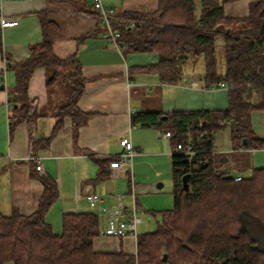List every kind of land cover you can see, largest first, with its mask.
I'll return each instance as SVG.
<instances>
[{"label":"trees","instance_id":"trees-1","mask_svg":"<svg viewBox=\"0 0 264 264\" xmlns=\"http://www.w3.org/2000/svg\"><path fill=\"white\" fill-rule=\"evenodd\" d=\"M44 1L77 4L79 0ZM229 1L233 0H201L199 18L194 0H158L152 14L125 11L108 16L123 54L158 55V63L146 69L157 73L162 82L176 84L185 63L202 58L206 88L223 84L228 89V107L222 111H146L132 116L133 126L168 130L173 149L180 143L197 150L192 163L172 154V208L160 212L155 231L136 235V254L95 252L92 243L99 235V220L93 213H65L61 232L53 233L45 215L58 197L57 184L48 175L35 174L43 187L35 211L29 216L16 210L0 213V264H264V168L235 181L212 152L213 133L224 127L229 129L234 149L264 148V140L255 137L250 126V114L264 111V35L259 32L264 4L251 5L246 18L234 20L222 12V5ZM95 16L99 19L98 13ZM38 19L41 42L29 48L26 60L8 66L14 74L8 91L10 126L37 117L29 114L27 102L35 69L43 68L47 88L59 84L65 98L54 111L50 135L33 144L32 155L48 146L64 118H70L74 137L90 118L77 106L85 85L79 62L74 55L66 59L54 55L59 28L45 13ZM218 39L223 47L222 75L217 72ZM99 175L108 176L103 167ZM184 175L188 191L182 188Z\"/></svg>","mask_w":264,"mask_h":264},{"label":"crops","instance_id":"crops-1","mask_svg":"<svg viewBox=\"0 0 264 264\" xmlns=\"http://www.w3.org/2000/svg\"><path fill=\"white\" fill-rule=\"evenodd\" d=\"M99 1L112 16L125 11L152 14L158 4V0ZM93 2L48 4L44 0H0V17L17 21L15 26L0 27V213L9 215L16 210L20 215H31L43 190L34 176L48 175L57 184L58 197L46 213L45 221L55 234L61 232L63 214H94L85 199L88 192L100 194L101 205L108 209H116L120 201L126 211L134 200L140 214L145 212L146 197H157L156 190L165 185L159 188L158 182L165 181L167 174L170 176L167 183L172 188L170 140L160 137L164 129L133 126V115L146 111L163 114L222 111L228 107L226 85L206 88L204 63L197 66V60L187 61L179 81L169 84L146 69L158 63L157 54H123L121 49L112 46L104 36L105 26L95 16L98 12ZM257 3L264 4V0L229 1L222 5V12L227 18L243 20L250 6ZM194 4L195 17L199 18L201 0H194ZM82 7L85 9L81 10ZM42 13L60 31V38L53 46L54 55L59 59L74 55L81 66L85 85L77 106L90 118L78 129L76 137L70 118H64L48 146L37 149L32 155L33 144L50 135L55 124L54 111L65 95L59 84L48 89L45 70L35 69L27 87V102L36 101L32 111L29 106V114L37 117L32 122L24 120L11 127L8 91L12 88L14 74L8 66L26 60L29 48L41 42L38 16ZM216 44L223 48L220 39ZM221 53L220 57L218 50L216 52L219 75L224 73L223 51ZM250 126L254 136L264 140V111L250 114ZM220 129L213 133V149L214 160L222 170L230 174L232 169V176L238 177L243 171L250 174L254 169L264 168V148L234 149L228 128L229 149L220 147L216 145ZM124 137L129 138L135 155L126 169L110 177L109 163L122 150L120 140ZM38 164L40 170H34L33 166ZM101 167L107 177H100ZM105 222L106 218L102 217L100 224ZM92 247L98 253L135 255L136 237L98 235Z\"/></svg>","mask_w":264,"mask_h":264},{"label":"built area","instance_id":"built-area-1","mask_svg":"<svg viewBox=\"0 0 264 264\" xmlns=\"http://www.w3.org/2000/svg\"><path fill=\"white\" fill-rule=\"evenodd\" d=\"M93 7L97 10L99 14V21L105 26L106 33L105 37L108 42L117 49H120V45L117 43L119 38V34L115 32L111 24L109 22V12L103 8L99 0H94ZM17 25L16 20H8L4 17H0V27L7 28ZM4 80V76H3ZM2 83V79L0 80ZM221 86H224L221 84ZM31 111L36 106V101H31L29 103ZM219 125L228 124L225 122H218ZM161 138L170 140V132L168 130L161 131ZM120 146L122 150L116 156L112 162L109 163V176L115 177L117 173L121 170L126 169L132 161V158L135 155L133 146L129 140V138H122L120 140ZM214 152V149L212 150ZM172 154H179L185 156L188 163H192L195 161L197 156V150L193 148L191 144L183 145L177 144L175 148L172 150ZM36 170H40L39 164L36 166ZM241 179L240 176L234 177L235 181H239ZM120 200V197H117ZM85 199L89 205V208L94 212V214L98 217L99 220V235L103 236H112V237H124L127 235H131L134 238L136 237L137 225L141 223V218L139 217V208L137 207L135 201L133 200L131 205L126 209L123 204L119 201V205L116 209H108L101 205V195L88 192L85 195ZM102 217L106 218L105 224H100V219Z\"/></svg>","mask_w":264,"mask_h":264},{"label":"rangeland","instance_id":"rangeland-1","mask_svg":"<svg viewBox=\"0 0 264 264\" xmlns=\"http://www.w3.org/2000/svg\"><path fill=\"white\" fill-rule=\"evenodd\" d=\"M219 45L216 44V52L218 50V53L221 57L222 55V48L218 47ZM197 66L198 63L199 64H203V59L202 58H198L197 59ZM219 66V64H218ZM55 88V87H53ZM60 90H62L61 88H59ZM216 145L220 146V147H227V150L229 149V137H228V129L227 128H222L219 130V132L216 134ZM219 148V147H218ZM230 174L231 176L234 175L233 170H230ZM242 176L243 177H248L249 176V172L248 171H243L242 172ZM167 178H170L169 174H167L164 179H166L165 181H159L158 183L163 184L165 183V185L160 189V190H156V195H150L147 196L146 198V208L144 211L145 212H141L139 214V217L142 220V223L139 224L137 226V230H136V234H144V233H148V232H152L155 231L156 227H157V223L161 222V211H165V210H169L172 208L173 205V201H172V194H171V186L167 183ZM150 197V198H149ZM144 207V206H143ZM252 235H258V231H255L254 229H250Z\"/></svg>","mask_w":264,"mask_h":264},{"label":"water","instance_id":"water-1","mask_svg":"<svg viewBox=\"0 0 264 264\" xmlns=\"http://www.w3.org/2000/svg\"><path fill=\"white\" fill-rule=\"evenodd\" d=\"M260 34L264 35V22H262L259 30ZM242 143H246V138H243ZM181 184L184 191H188V183H187V175H184L181 178ZM159 188L161 187V184L157 185ZM163 260H165V256L163 257Z\"/></svg>","mask_w":264,"mask_h":264}]
</instances>
